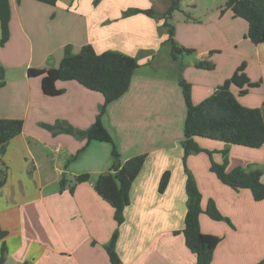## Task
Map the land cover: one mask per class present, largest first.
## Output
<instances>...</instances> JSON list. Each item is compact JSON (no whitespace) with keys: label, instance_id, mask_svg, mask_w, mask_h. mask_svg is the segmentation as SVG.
Segmentation results:
<instances>
[{"label":"crops","instance_id":"obj_1","mask_svg":"<svg viewBox=\"0 0 264 264\" xmlns=\"http://www.w3.org/2000/svg\"><path fill=\"white\" fill-rule=\"evenodd\" d=\"M52 1L9 0V38L0 45V66L5 70L0 119L23 121L22 132L1 155L8 169L0 189V229L7 233L0 241V251L5 247L4 264H111L105 246L117 228L115 250L121 264H195L196 256L182 234L186 109L179 80L189 84L191 102L197 105L244 63L246 77L258 86H244L247 93L241 96L237 86H230V91L242 106L258 109L264 118V45L247 38V21L223 11L224 4L206 9L198 18L179 19L173 13L174 41L194 53L175 60L170 75L150 74L145 67L167 42L163 21L122 13L134 8L160 14L169 6L158 0ZM87 45L97 54L114 51L138 57L139 67L127 92L109 104L102 117L121 162L145 157L119 227L112 204L95 189L98 177L115 162L111 145L92 141L78 160L65 167L63 161L82 143L64 134L67 143L61 144V136H55L71 134L68 128H89L103 96L75 81L56 82L63 93L46 96L40 77L28 75L29 70L57 68L67 47L77 54ZM199 61L214 68H196ZM194 141L207 151L186 160L201 194V208L212 201L225 218L214 221L205 213L199 217L200 231L220 238L210 264H257L264 259V200L255 201L248 189L223 184L212 163L224 164L226 172L237 167L260 170L264 184V145L253 149L205 138ZM165 172L169 181L159 192ZM82 174H88L87 181L75 185L74 178ZM61 180H65L63 188Z\"/></svg>","mask_w":264,"mask_h":264},{"label":"trees","instance_id":"obj_2","mask_svg":"<svg viewBox=\"0 0 264 264\" xmlns=\"http://www.w3.org/2000/svg\"><path fill=\"white\" fill-rule=\"evenodd\" d=\"M52 4V0H40ZM181 0H171L170 7L163 14H158L154 9H127L122 15L125 17L134 14H144L151 18L163 21L161 28L167 34V42L171 45V56L177 60L184 54L190 55L194 50L179 46L174 41V26L170 20L175 11L180 10ZM230 10L235 17L242 18L248 23L247 38L255 45H264V0H225L224 9ZM222 11V12H223ZM11 17L9 0H0V45H4L9 38V22ZM196 68L212 70L214 65L207 61H199ZM138 60L125 54L107 51L97 54L89 45L84 46L77 54H73L69 47L64 51V56L55 69L29 70L30 77H40L41 90L46 96H59L63 90L56 88V82L75 81L87 90L100 93L103 103L98 108V113L93 124L86 130L66 129L69 133L83 139L85 144L82 151L92 141L111 145V156L115 162L110 170L98 177L95 185L97 194L110 202L114 208L113 217L116 226L124 222V210L129 205V193L133 181L140 173L145 157L135 156L125 162L119 160L117 146L102 123L107 106L123 96L130 85L131 78L138 69ZM245 64H241L233 75L227 79L214 93L197 105H193L190 98V86L183 79L179 80L186 114L183 125V156L182 164L186 173V214L182 234L186 247L196 256L195 264H210L213 252L220 242V238L203 234L200 231L199 217L205 213L214 221H223L225 218L216 209L214 203L209 201L205 210L201 208V194L198 190L193 175L186 166L188 156L207 152L201 149L194 139L205 138L247 148H260L264 145V118L255 108L242 106L230 86L240 88L238 94L247 93L244 86L253 88L258 83H252L245 75ZM5 84V70L0 66V88ZM48 130L54 126L42 125ZM23 130V121L19 119H0V189L7 180V167L1 160L7 144ZM80 151L71 156L67 162L70 164L78 159ZM225 161V160H224ZM212 169L217 178L225 185L237 190L248 189L255 201L264 200V184L261 182V171H245L234 168L225 171L224 164L212 163ZM88 174L74 178L75 185L86 182ZM169 181V173L165 172L159 181L158 191L163 192ZM61 187L65 180H61ZM72 191V187H71ZM6 232L0 229V241L6 237ZM118 239V228L114 230L110 241L105 246L111 264H121L115 246ZM5 262V247L0 251V264ZM257 264H264V259Z\"/></svg>","mask_w":264,"mask_h":264},{"label":"rangeland","instance_id":"obj_3","mask_svg":"<svg viewBox=\"0 0 264 264\" xmlns=\"http://www.w3.org/2000/svg\"><path fill=\"white\" fill-rule=\"evenodd\" d=\"M158 1L161 4L167 5L170 7L171 0H158ZM224 3H225V0H181L180 1V10L175 11L174 14H176L177 15L176 18H179V19L180 18H186V17L187 18L188 17L189 18H198L200 16L202 17L205 14L206 9L215 10L221 4L223 5ZM165 11L160 12V14L165 13ZM170 22L173 26L176 25V22L174 20H172ZM182 57L184 59H187L188 56L186 54H184L182 56H179L178 60H180V58H182ZM135 58L138 59V57H135ZM174 61L175 60H173V58L171 56V45L169 42H165L164 45L160 48L159 52L153 56V61L151 62V65L148 67H145V70L147 72H149L150 74H159V75L167 76V75H170V73H172L171 67H172V63ZM64 134H66V136H70V137L74 138L77 143H82V146L74 153V155H76L77 152L80 151V153L78 155V158H80L82 156V154L84 153V150H85L84 149L82 151V148L84 147V143H85L84 140L80 139L79 137H76L75 135L68 134V133H59L58 132V133H56L55 136H57V135L61 136ZM59 141L61 144L67 143L65 136H61L59 138ZM74 162H71V163L73 164ZM71 163H70V165H71ZM62 165L66 167L68 165V162L63 161Z\"/></svg>","mask_w":264,"mask_h":264},{"label":"built area","instance_id":"obj_4","mask_svg":"<svg viewBox=\"0 0 264 264\" xmlns=\"http://www.w3.org/2000/svg\"><path fill=\"white\" fill-rule=\"evenodd\" d=\"M60 146V144H58V147Z\"/></svg>","mask_w":264,"mask_h":264}]
</instances>
